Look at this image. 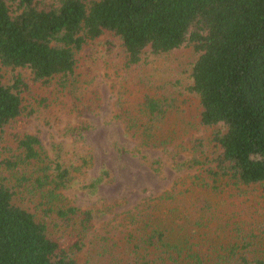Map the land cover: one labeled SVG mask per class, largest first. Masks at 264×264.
Masks as SVG:
<instances>
[{
	"label": "trees",
	"instance_id": "obj_1",
	"mask_svg": "<svg viewBox=\"0 0 264 264\" xmlns=\"http://www.w3.org/2000/svg\"><path fill=\"white\" fill-rule=\"evenodd\" d=\"M103 37L126 75L140 77L151 56L194 54L173 84L115 89L123 133L193 171L126 211L102 200L82 209L68 196L93 198L112 181L106 168L88 175L84 120L50 148L22 130L33 114L55 119L64 100L97 101L79 70ZM199 128L211 129L209 156L191 135ZM185 197L201 219L177 223ZM97 222L104 264H264V0H0V264H79Z\"/></svg>",
	"mask_w": 264,
	"mask_h": 264
},
{
	"label": "rangeland",
	"instance_id": "obj_2",
	"mask_svg": "<svg viewBox=\"0 0 264 264\" xmlns=\"http://www.w3.org/2000/svg\"><path fill=\"white\" fill-rule=\"evenodd\" d=\"M109 38L116 43V39ZM105 40L106 38L103 37L96 42L95 47L84 51V62L81 61L79 70L83 77L92 78L90 90H96L97 101L92 102L90 107L87 106L89 102L87 103L86 100L83 104V99L76 103L73 100V103L71 100H64V106L53 110L57 117L55 119L47 117L49 124L44 120L43 113L33 114L22 130L26 128L29 133L38 134L42 143L50 148L53 140L66 141V138L58 136L59 129L72 128L77 124L78 117L84 120L89 128L83 133V147L90 148L94 157L93 167L88 175L91 180L96 179L100 176L101 169L106 168L111 174L112 181L100 184L96 194L91 195L93 198L76 196V194L73 196L68 194V196L76 207L82 209L102 200L108 203L118 202L117 210L126 211L134 208L140 202L142 203L145 199L155 198L171 191L176 181L193 171L179 172L171 168L170 163H166L168 158L162 150L138 146L136 140L123 133L122 126L113 119V104L117 98L115 89L119 82L124 86L130 85L123 83L128 80H133V85L141 81L142 84L152 85L154 88L168 82L173 84L185 76V72L181 73V70L184 71L189 67L194 54L190 48L184 47L162 56H151L146 63L141 64L140 77H138L135 71H131L128 75L124 74L126 72L122 69L117 46L112 45L111 53L106 54ZM9 76L10 72L6 71L5 79ZM147 85H143V87ZM176 90H178L177 85ZM68 107L74 110L71 115L68 114ZM210 131V128H199L191 133L195 138L204 141V145L207 147L205 154L208 156L213 150L212 145H209ZM121 149L125 151H120ZM159 159L165 163L159 171H155L149 166V163ZM177 198L180 197L177 196ZM182 202L185 206V209L182 210L184 218L178 220L177 223H185L186 219L192 221L196 217L200 218V212L195 211L192 207L193 203L191 204L187 197L183 198ZM107 219L109 217L103 222ZM209 226L213 227V224ZM103 233L100 222L95 223L93 229L87 232L83 240L82 251L78 255L79 264L105 263L106 258L98 256L101 247L99 236Z\"/></svg>",
	"mask_w": 264,
	"mask_h": 264
}]
</instances>
